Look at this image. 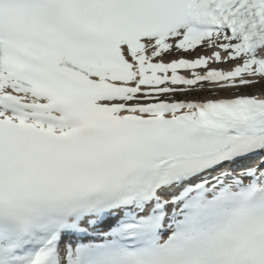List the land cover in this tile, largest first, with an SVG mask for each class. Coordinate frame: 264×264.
I'll return each mask as SVG.
<instances>
[{
    "label": "snow or ice",
    "instance_id": "obj_1",
    "mask_svg": "<svg viewBox=\"0 0 264 264\" xmlns=\"http://www.w3.org/2000/svg\"><path fill=\"white\" fill-rule=\"evenodd\" d=\"M0 264H264V0H0Z\"/></svg>",
    "mask_w": 264,
    "mask_h": 264
}]
</instances>
